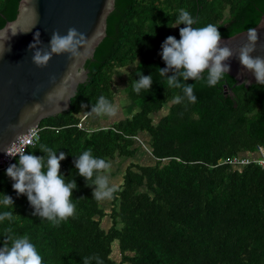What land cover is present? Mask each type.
<instances>
[{"label": "trees", "instance_id": "16d2710c", "mask_svg": "<svg viewBox=\"0 0 264 264\" xmlns=\"http://www.w3.org/2000/svg\"><path fill=\"white\" fill-rule=\"evenodd\" d=\"M20 1L0 0V29L16 19ZM181 9L198 21L193 27L212 23L229 37L260 22L264 0H116L107 36L86 63L88 80L69 111L41 122L40 140L26 151L45 155L44 144L66 153L60 171L66 182L76 180L75 216L53 226L33 215L27 196L12 188L8 167L1 168L0 198H13L14 218L0 222V247L11 228L29 236L42 264H83L93 255L104 264H264V168L256 162L264 149V85L235 86L227 73L215 87L189 79L196 103H173L182 90L168 88L156 69L166 67L160 55L166 37L180 39L185 25H169ZM127 66L131 112L92 125L99 115L91 106L101 96L114 105V74ZM138 72L153 76L150 91H133ZM143 142L150 161L141 156ZM85 150L110 163L106 174L122 177L111 199L97 202L95 185L77 174L73 161ZM234 157L250 162L233 163ZM17 162L18 156L11 164ZM5 210L11 209L0 205Z\"/></svg>", "mask_w": 264, "mask_h": 264}, {"label": "clouds", "instance_id": "9594fccd", "mask_svg": "<svg viewBox=\"0 0 264 264\" xmlns=\"http://www.w3.org/2000/svg\"><path fill=\"white\" fill-rule=\"evenodd\" d=\"M197 22L189 11L179 10L175 23L169 26L185 25L179 28L180 39L169 35L161 45L160 55L166 67H157L156 71L160 77L165 78L168 88L182 90L183 95H177L173 100V103L176 104H181L185 100L189 103H196L194 83H186L189 79L193 81L202 80L207 86L215 87L230 71V64L226 61L232 58L234 54L231 48L222 45L218 26L209 23L203 27H193ZM258 26L264 27V23ZM32 27L23 31L27 32ZM11 32L13 35L17 34V30H11ZM7 33V30L0 31V56L5 51H10V46L8 48L5 46V41L10 39ZM98 35V33H93L91 36H86L76 28L71 27L63 35L58 30L53 31L47 47H38L42 44L39 38L40 32L37 31L34 34V41L28 47L34 50L31 59L36 66H46L54 54L66 53L72 61L60 85L53 88L45 96V100L51 106H58V102L63 100L62 98L67 91L66 83L72 80L73 70L77 68L79 61L89 53L92 43ZM258 40L257 28L249 27L246 32V42L239 47L237 59L244 71L251 72L255 76L258 85H264V56L252 55L256 51ZM82 71V69L76 71L75 75L80 76ZM169 73L171 74L169 75ZM136 75L139 79L132 83L133 91L137 94L142 90L150 91L153 76L144 75L142 72H138ZM50 79L55 81L54 76ZM35 107L39 108L40 104L35 105ZM90 111L97 115L115 114L113 105L104 96L99 97L97 103L91 106ZM88 115L83 116V118L85 117L84 123L87 121ZM39 149L45 155L37 156L26 153L25 150L17 154L18 162L10 164L6 169V174L13 181L12 188L17 196H27L34 209L33 215L42 220H48L53 226H59L62 221L75 216L76 205L72 202V197L73 190L77 189L78 186L75 179L66 182V178L60 171V162L66 158V153L59 152L57 155V151L44 144H41ZM4 150L7 154L16 156L8 152L6 148ZM73 163L77 174L85 179L86 186L95 185L92 198L97 202H102L113 197L116 189L110 184L106 174L111 167L109 162L94 156L91 150H85L75 156ZM0 205L5 209H11L0 212V222L12 221L14 218L13 198L3 194L0 198ZM4 236L3 247H0V264H42V256L28 235L17 236L13 234L11 228H6ZM82 259L83 264H91L92 260H95L96 264H104L98 255L84 256Z\"/></svg>", "mask_w": 264, "mask_h": 264}, {"label": "water", "instance_id": "95a60500", "mask_svg": "<svg viewBox=\"0 0 264 264\" xmlns=\"http://www.w3.org/2000/svg\"><path fill=\"white\" fill-rule=\"evenodd\" d=\"M116 0H21L19 12L15 20L7 22L0 31H8L9 40L5 51L0 56V160L8 149L24 134L41 124L44 119L69 111L72 99L76 96L80 84L89 78L86 63L94 57L97 47L107 36L108 18L114 11ZM264 16L255 26L259 40L253 56H264ZM35 24L33 27L32 25ZM32 27L29 31L24 32ZM74 27L86 36L98 33L92 43L89 53L79 61L73 70V78L65 85L67 91L58 106H51L46 100V94L60 85L62 78L69 70L72 61L68 54L53 55L48 64L38 67L32 62L34 50L29 44L34 41V34L40 32L41 45L47 47L53 31L62 35L68 28ZM11 30H17L13 35ZM246 32L242 31L229 37H222V45H227L233 51V57L227 63L230 71L227 73L235 78V86H249L257 83L251 72H246L237 59L239 47L246 42ZM81 51L83 49L81 48ZM82 69V74L75 72ZM54 76L53 82L50 78ZM40 104L39 108L35 105Z\"/></svg>", "mask_w": 264, "mask_h": 264}, {"label": "rangeland", "instance_id": "374dc122", "mask_svg": "<svg viewBox=\"0 0 264 264\" xmlns=\"http://www.w3.org/2000/svg\"><path fill=\"white\" fill-rule=\"evenodd\" d=\"M129 69L128 66L125 68H119L117 69V75L114 74V89H115V102L113 105V108L115 110L114 115H99L98 117H94L90 119V123L92 125H103L108 124L112 121L118 120L124 116H127L131 110L128 105L127 94L125 93V86H126V74L128 73ZM158 116V115H157ZM86 122V121H85ZM144 148V149H143ZM143 148L141 149L146 152V155L141 154L142 158L146 161H150L149 157V147L145 142H143ZM148 149V150H147ZM115 170V168H114ZM111 185L118 186L122 182V177L118 176L116 173L114 174L113 171H109L107 173Z\"/></svg>", "mask_w": 264, "mask_h": 264}, {"label": "built area", "instance_id": "2783aa9c", "mask_svg": "<svg viewBox=\"0 0 264 264\" xmlns=\"http://www.w3.org/2000/svg\"><path fill=\"white\" fill-rule=\"evenodd\" d=\"M84 119L85 117L79 122V127L84 126ZM40 138H41V127L40 125H38L34 127L33 129H31L26 134H24L16 143H14L8 149V152L16 156H12L6 153L0 160V169L8 167L14 161V159L18 156L17 154H19L20 152L24 150L26 152L27 149L30 146L35 145L40 140ZM259 150L262 154V157L260 159H257L256 162H258L264 168V149L261 146H259ZM232 162L245 164V163H249L250 160L245 157L243 158L234 157L232 159Z\"/></svg>", "mask_w": 264, "mask_h": 264}]
</instances>
